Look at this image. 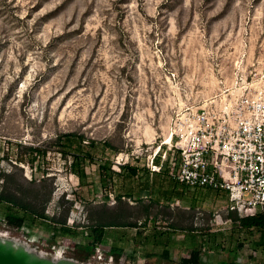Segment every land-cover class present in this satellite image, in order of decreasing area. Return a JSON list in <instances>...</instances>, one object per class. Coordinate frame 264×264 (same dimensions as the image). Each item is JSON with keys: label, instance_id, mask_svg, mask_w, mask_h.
<instances>
[{"label": "rangeland", "instance_id": "obj_1", "mask_svg": "<svg viewBox=\"0 0 264 264\" xmlns=\"http://www.w3.org/2000/svg\"><path fill=\"white\" fill-rule=\"evenodd\" d=\"M246 80L264 84V0H0V172L20 169L44 191L54 188L47 214L69 211V225L83 222L105 202L97 165L87 168L94 198L49 140L78 133L101 149L109 141L119 149L105 154L115 171L136 157L143 167L160 146L166 157L179 117L227 99ZM19 144L48 154L34 166L17 164ZM43 170L51 178L39 183ZM114 180L108 207L117 205L116 193L131 206L151 201L149 188L141 189L150 176ZM169 183L158 181L163 194ZM226 196L188 188L183 198L155 204L158 220L147 232L169 224L178 231H170L168 253L138 247V264H177L203 244L204 264H264V236L236 229ZM22 232L0 221V235L24 245ZM123 232L113 230L112 242ZM125 233L120 245L130 253L136 230ZM31 235L35 248L50 246L43 229ZM68 257L85 261L76 249ZM114 264L130 263L119 257Z\"/></svg>", "mask_w": 264, "mask_h": 264}, {"label": "trees", "instance_id": "obj_2", "mask_svg": "<svg viewBox=\"0 0 264 264\" xmlns=\"http://www.w3.org/2000/svg\"><path fill=\"white\" fill-rule=\"evenodd\" d=\"M48 144L54 145L57 152L62 154L65 166L78 177L81 187H87L90 192L92 191L94 198H97L93 192L95 185L89 181L87 168L97 165V176L104 188L103 198L105 202L99 207L90 209L88 216L84 218L85 221L75 222L71 226L68 224L69 211L63 218L47 214V206L52 201L54 188L44 191L43 188H40L36 179L28 181L24 178L20 174V169L10 172L2 170L0 172V206H2L0 215L3 217H0V221L4 220L5 223L18 229L27 228L28 230L24 232L28 235H31L37 229H43L49 235L48 241L51 242L50 245L60 244L63 241L67 242L70 244L69 251L76 249L86 252L87 257L85 259L91 257L96 248L100 246H110L111 255L113 254L116 259L120 257L124 262L127 261L130 264L139 263L138 247L146 250L151 246L153 248L161 247L164 249V253L169 252L174 245L172 241L173 235L170 231L171 229H173V232L178 231L177 227L169 224L171 229L165 231L155 227L151 233H148L147 229L151 222L156 223L158 220V213L152 216L155 204H159L160 201L170 202L183 198L185 191L190 188L180 184L172 176L173 172H175L177 155L163 167L161 173L152 172L150 161L140 167L138 164L140 161L139 157H136V160L134 159V163L127 162L120 165V171L117 172L113 169V161L109 157H105V154H116L119 152V149L109 141H103V149H101L99 141L87 139L84 135L78 133H66L58 135L54 140H49ZM18 147L20 150L16 156L17 164L30 163L34 166V164H38L40 157L45 158L48 154L47 149L42 146H23L19 144ZM100 154L102 156L101 159L98 158ZM161 160L162 156L159 154L154 162L160 164ZM17 164L15 165L16 167H18ZM43 173L44 177L39 183H45L51 178L48 176L49 172L47 170H43ZM146 176H150V181L144 183L141 189L146 190L149 188L148 191L152 197L149 203L140 200L136 206H131L125 201L126 194L116 193L117 205L113 208L108 207L107 202L111 199V193L116 192L114 189L115 177L135 179ZM161 179L170 182L169 189H166L167 193H164L165 195L162 192V185L157 184ZM206 190L216 191L212 189ZM161 194L163 196L160 199ZM63 199L64 196L62 197ZM193 200H195L194 197ZM228 216L236 224V229L243 232H259L264 236V207H260L254 215L248 217H241L238 212L234 211H228ZM129 228L136 230L135 237L132 236L133 241L136 243L135 249L132 252L130 251V253L125 252V248L120 245V242L126 237L125 229ZM113 230L124 231L120 234L119 239L116 235V243L112 242L115 236ZM243 244L239 243V247L243 248ZM205 245L192 248L189 257L181 258L177 264H204L202 259L206 254V251H204ZM148 255L150 256L151 254L148 253ZM160 256H156L157 260L160 259ZM227 264L237 263L227 260Z\"/></svg>", "mask_w": 264, "mask_h": 264}, {"label": "built area", "instance_id": "obj_3", "mask_svg": "<svg viewBox=\"0 0 264 264\" xmlns=\"http://www.w3.org/2000/svg\"><path fill=\"white\" fill-rule=\"evenodd\" d=\"M173 142L160 164L154 161L162 146L150 160L153 173H161L177 155L172 176L180 184L226 193L227 210L238 212L241 217L254 215L264 207L263 83L246 80L227 99L183 114L174 125ZM23 228L22 233L27 237L24 246L30 251L54 261L70 260L69 243L35 248L36 237L25 233ZM0 237L9 239L7 234ZM76 262L114 264L116 257L109 248L100 246L91 257Z\"/></svg>", "mask_w": 264, "mask_h": 264}, {"label": "water", "instance_id": "obj_4", "mask_svg": "<svg viewBox=\"0 0 264 264\" xmlns=\"http://www.w3.org/2000/svg\"><path fill=\"white\" fill-rule=\"evenodd\" d=\"M0 264H78L73 260L54 261L30 251L10 239L0 237Z\"/></svg>", "mask_w": 264, "mask_h": 264}, {"label": "crops", "instance_id": "obj_5", "mask_svg": "<svg viewBox=\"0 0 264 264\" xmlns=\"http://www.w3.org/2000/svg\"><path fill=\"white\" fill-rule=\"evenodd\" d=\"M211 192H214V193H216V194H219V195H221L222 193H224V192H216V191H211ZM227 195V194H226ZM226 198H228L227 196H226ZM2 209V206H0V210ZM104 247H107V248H109L110 249V246H104ZM111 250V249H110ZM81 253H82V255H83V257L84 258H86L87 257V255H86V252H84V251H82V250H79ZM138 253H139V251H138ZM231 262V261H230Z\"/></svg>", "mask_w": 264, "mask_h": 264}]
</instances>
